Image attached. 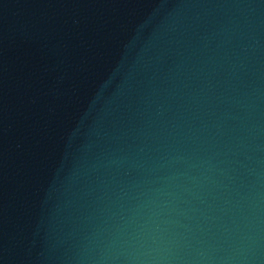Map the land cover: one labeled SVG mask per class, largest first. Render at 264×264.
<instances>
[{
    "label": "water",
    "instance_id": "water-1",
    "mask_svg": "<svg viewBox=\"0 0 264 264\" xmlns=\"http://www.w3.org/2000/svg\"><path fill=\"white\" fill-rule=\"evenodd\" d=\"M0 264H264V0H0Z\"/></svg>",
    "mask_w": 264,
    "mask_h": 264
}]
</instances>
